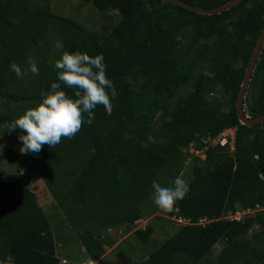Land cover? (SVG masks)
Returning <instances> with one entry per match:
<instances>
[{
	"label": "trees",
	"instance_id": "16d2710c",
	"mask_svg": "<svg viewBox=\"0 0 264 264\" xmlns=\"http://www.w3.org/2000/svg\"><path fill=\"white\" fill-rule=\"evenodd\" d=\"M44 1L0 0V121L10 125L56 80L53 64L60 50L55 41H62L66 51L106 62L116 89L111 114L101 110L95 126L76 140L62 137L55 147L27 154L80 234L89 260L104 250L90 232L139 220L153 199V180L171 186L182 174L186 148L194 145L206 157H194L185 178L190 192L178 202V211L167 213L188 223L139 264H264V210L255 219L226 216L264 206V122L248 126L237 112L240 87L264 27V0H243L216 14L169 0H81V6L92 3L110 20L109 12L118 13L103 34L54 14ZM185 1L212 8L228 0ZM187 29L192 40L185 44L181 37ZM260 54L249 84L260 88L259 103L250 106L252 117L264 113V46ZM29 58L39 74L18 78L10 65L27 69ZM237 58L243 61L240 67H235ZM206 63L212 75L203 71ZM217 90L229 96L228 107ZM229 128L234 149L211 143ZM14 132L22 134L19 128ZM29 170L17 180L0 174V260L7 264L11 255L15 264H60L51 219L30 189ZM203 217L209 221L200 223ZM255 221L263 229L252 246L247 243V258L227 260L229 244L212 260L219 241L243 237ZM152 231L141 228L137 235L148 240Z\"/></svg>",
	"mask_w": 264,
	"mask_h": 264
},
{
	"label": "rangeland",
	"instance_id": "374dc122",
	"mask_svg": "<svg viewBox=\"0 0 264 264\" xmlns=\"http://www.w3.org/2000/svg\"><path fill=\"white\" fill-rule=\"evenodd\" d=\"M38 3H44V0H36ZM260 2L262 0H259ZM50 10L54 14L72 17L81 22L87 28L96 31L99 34L106 33V28L111 29L119 18L118 13L109 12L113 19L106 18L92 3H86L81 6V0H48ZM188 30V29H187ZM184 31L182 41L188 44L191 39L189 31ZM210 43L212 38H203ZM259 56V60L261 59ZM243 61L240 58L234 62L235 67H240ZM203 71L208 75L213 74L210 63L203 65ZM190 89V87H187ZM220 90L215 91V95L226 102L225 107L230 104L229 96H225ZM246 113L249 114L250 106L257 105L260 101V88L253 87L252 84L247 88L245 93ZM2 99L0 97V103ZM0 105V111L3 108ZM160 126V125H159ZM10 125L6 121H0V174L17 180L26 173L28 169L31 173L30 189L37 195L39 203L46 210L52 223V231L56 240L57 254L60 262L66 261L65 264H139L147 260L161 242L175 233L179 227L188 223V219L182 217L169 216L160 210L153 199L146 204L143 209L141 218L134 223L123 226H111L101 231L90 232L95 241H101L104 250L96 258L89 260L86 248L83 246L80 234L71 226L59 208L54 196L48 188L45 180L42 178L37 169L31 167V160L27 154L20 153L21 143L14 131H9ZM210 145V144H209ZM194 157L205 159V150L196 149L194 145L186 148V158L181 176L190 177V167ZM239 206V205H238ZM241 209V208H239ZM264 210V206L249 208L243 211L241 218L250 216L255 219L257 211ZM231 217V213L226 214ZM240 216V215H239ZM152 227L153 231L148 240L137 235V230L141 228ZM262 226L255 221L249 231L243 237L235 239L231 243L227 240L219 241L211 252L212 260L215 261L224 248L231 245L227 255V260H244L249 256L247 243L253 245L257 235L262 231ZM88 231V230H85ZM89 232V231H88Z\"/></svg>",
	"mask_w": 264,
	"mask_h": 264
},
{
	"label": "clouds",
	"instance_id": "9594fccd",
	"mask_svg": "<svg viewBox=\"0 0 264 264\" xmlns=\"http://www.w3.org/2000/svg\"><path fill=\"white\" fill-rule=\"evenodd\" d=\"M54 46L60 50V57L53 64L56 80L41 92L39 103L27 108L8 128L9 131L22 130L18 137L22 154L39 153L44 145L55 147L62 137L76 140L85 128L91 130L95 126V117L101 110L109 115L112 112L116 89L109 81L106 62L94 61L86 52L66 51L60 40L55 41ZM10 68L21 79L28 72L34 76L39 74V67L32 58L27 69L15 62ZM65 87L73 90L71 96ZM151 187L154 204L165 213L178 211V202L190 192L189 182L181 175L174 178L171 186H162L153 180ZM0 264H6L5 260H0ZM7 264H15L11 255L7 257Z\"/></svg>",
	"mask_w": 264,
	"mask_h": 264
},
{
	"label": "water",
	"instance_id": "95a60500",
	"mask_svg": "<svg viewBox=\"0 0 264 264\" xmlns=\"http://www.w3.org/2000/svg\"><path fill=\"white\" fill-rule=\"evenodd\" d=\"M169 1L202 14H216L231 9L235 5L241 3L243 0H228L212 8L196 5L185 0H169ZM263 46H264V27L252 50V54L237 99V112H238L239 120L243 124H246L248 126H253L255 124L264 122V113L252 117L246 113L244 108L245 93L252 80L253 72L255 70V66L257 64Z\"/></svg>",
	"mask_w": 264,
	"mask_h": 264
},
{
	"label": "built area",
	"instance_id": "2783aa9c",
	"mask_svg": "<svg viewBox=\"0 0 264 264\" xmlns=\"http://www.w3.org/2000/svg\"><path fill=\"white\" fill-rule=\"evenodd\" d=\"M212 144H220L222 146L230 144L231 145V149H234L235 147V138H234V132L232 130V128L226 129L224 130L219 136L215 137L212 142ZM243 211L238 210L235 213H231V217L230 218H236V219H240L241 215H242ZM240 215V216H239ZM209 220L206 217H203L200 219V223L204 224L206 222H208ZM66 261H61L60 264H65Z\"/></svg>",
	"mask_w": 264,
	"mask_h": 264
}]
</instances>
